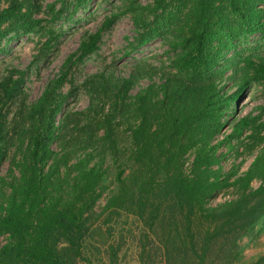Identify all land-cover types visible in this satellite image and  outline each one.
<instances>
[{"label": "trees", "instance_id": "obj_1", "mask_svg": "<svg viewBox=\"0 0 264 264\" xmlns=\"http://www.w3.org/2000/svg\"><path fill=\"white\" fill-rule=\"evenodd\" d=\"M44 1H4L0 55L36 36V64L48 58L95 0ZM118 1L36 102L26 71L0 80V264H264L243 263L241 245L264 234V107L237 109L253 88L264 92V0L103 4ZM127 16L137 36L124 57L160 39L169 64L137 59L128 77L111 65L76 86L75 69ZM82 91L89 107L76 111ZM232 155L255 158L226 171ZM231 190L236 198L210 206Z\"/></svg>", "mask_w": 264, "mask_h": 264}, {"label": "rangeland", "instance_id": "obj_2", "mask_svg": "<svg viewBox=\"0 0 264 264\" xmlns=\"http://www.w3.org/2000/svg\"><path fill=\"white\" fill-rule=\"evenodd\" d=\"M5 0H0V9L3 10L7 7ZM56 0H45L44 6L55 2ZM145 5V0H135ZM122 7V2H116L114 7L108 4H103V0L97 2V0L89 3L87 7V14L80 13L77 18L80 22L65 23L63 25L64 34L59 39L48 58H45L41 62L36 64V57H38V37H24L20 40H12L7 44V53L0 55V80L6 75L7 70L11 68L19 69L20 71H26L28 73L26 89L30 95V102H36L42 95L47 84L54 79L66 60L75 53L83 40L86 33L97 32L106 16L112 13H118ZM91 14V16H89ZM89 16V17H88ZM66 31V32H65ZM137 36V27L134 25V20L130 17H124L117 22V24L107 33L103 35V40L100 46V51L92 56L87 62L75 69V85H81L86 78L93 76L106 67L116 65L115 73L122 77H128L132 71V63L137 59H149L153 65L165 63L169 64L167 50L168 47L160 41L155 40L148 46L142 48L140 52H135L131 57H124L128 52L129 43L133 42ZM159 83L158 78L153 81L141 82L136 90L133 92L136 95L140 90L147 88L151 83ZM70 87H66L64 93L69 91ZM90 98L85 92H81L78 101L72 102L71 107L76 111H83L89 107ZM264 107V92L262 88H253L248 92L238 104V113L240 117L246 116L250 113L259 115V108ZM227 133H230L228 130ZM242 152V151H241ZM220 153H227L226 148H222ZM255 156H242L235 159L232 155L231 158L224 160L223 165L226 171H229L234 166L240 165L241 171L246 172L254 161ZM10 165L9 162L3 164L1 174L6 175L8 173ZM260 183L254 182L253 188H259ZM236 198V194L231 190L227 193H222L215 200L210 202V206H217L226 201H230ZM106 203L104 198L99 206L102 207ZM134 230L136 226L132 225ZM136 234L139 231L136 229ZM6 239H1L0 243L4 244ZM241 245L245 247L243 254V263L256 262L260 257L264 256V234L261 235L255 242H252L250 238H244L241 241ZM130 253L135 252V248L130 244Z\"/></svg>", "mask_w": 264, "mask_h": 264}]
</instances>
